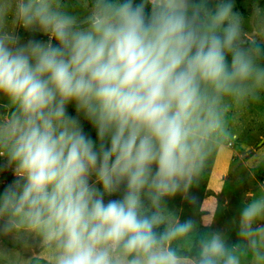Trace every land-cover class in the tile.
Instances as JSON below:
<instances>
[{"label": "clouds", "instance_id": "1", "mask_svg": "<svg viewBox=\"0 0 264 264\" xmlns=\"http://www.w3.org/2000/svg\"><path fill=\"white\" fill-rule=\"evenodd\" d=\"M235 9L0 0V173L14 176L0 237L40 250H0V264H264V184L227 231L169 207H200L192 190L229 140V112L264 98V20ZM19 28L48 40L21 42Z\"/></svg>", "mask_w": 264, "mask_h": 264}, {"label": "rangeland", "instance_id": "2", "mask_svg": "<svg viewBox=\"0 0 264 264\" xmlns=\"http://www.w3.org/2000/svg\"><path fill=\"white\" fill-rule=\"evenodd\" d=\"M236 11L245 21H250L251 26L256 27L260 20H264V0H235ZM254 13H257L254 18ZM249 27L248 24L245 25ZM24 29L19 28L17 34L21 42H26ZM0 103H7L0 99ZM5 109L0 108V112ZM68 113L76 117L75 105L68 107ZM80 123L84 117L79 116ZM230 137L215 157L213 167L207 177L206 189L202 192L193 189L200 202V207H194L180 196L169 201V207L179 211L181 219L194 217L200 219L205 216L208 221L215 220V228L229 230L232 227L233 218L237 216L240 204L247 198L258 192V185L264 184V98L259 102H250L245 106L233 108L228 114ZM2 162V161H0ZM254 173V174H250ZM14 179L11 171L0 173V192ZM103 191L102 185H98ZM120 194L109 197L118 199ZM231 241L236 240L234 230L229 231ZM17 250L27 259L33 253H39V248L33 247L26 250L22 245L16 244L11 238L0 237V250ZM39 258L51 262V255L44 254Z\"/></svg>", "mask_w": 264, "mask_h": 264}, {"label": "trees", "instance_id": "3", "mask_svg": "<svg viewBox=\"0 0 264 264\" xmlns=\"http://www.w3.org/2000/svg\"><path fill=\"white\" fill-rule=\"evenodd\" d=\"M25 37L26 39H30V38H35L37 40H42V41H47L48 40V37L43 35L42 33H26L25 34ZM53 43L55 44V41H53ZM82 125V128H83V131L85 133L86 136L90 137L94 142H97L98 143V135H97V130L96 128L87 120L84 118V120L82 121L81 123ZM215 160V158H214ZM214 160H212L206 171L204 172L201 180H200V183H199V187L198 188H195L197 189L198 191L202 192L206 189V186H207V177L213 167V164H214ZM38 261H39V264H50L47 260L43 259V258H37Z\"/></svg>", "mask_w": 264, "mask_h": 264}, {"label": "water", "instance_id": "4", "mask_svg": "<svg viewBox=\"0 0 264 264\" xmlns=\"http://www.w3.org/2000/svg\"><path fill=\"white\" fill-rule=\"evenodd\" d=\"M253 27V26H252ZM254 28V27H253Z\"/></svg>", "mask_w": 264, "mask_h": 264}]
</instances>
